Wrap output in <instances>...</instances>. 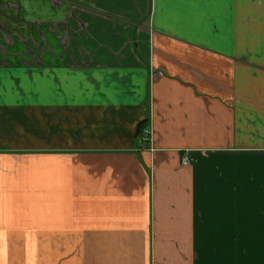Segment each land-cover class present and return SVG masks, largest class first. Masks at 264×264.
<instances>
[{"label": "crops", "instance_id": "crops-1", "mask_svg": "<svg viewBox=\"0 0 264 264\" xmlns=\"http://www.w3.org/2000/svg\"><path fill=\"white\" fill-rule=\"evenodd\" d=\"M0 264H264V0H0Z\"/></svg>", "mask_w": 264, "mask_h": 264}, {"label": "built area", "instance_id": "built-area-1", "mask_svg": "<svg viewBox=\"0 0 264 264\" xmlns=\"http://www.w3.org/2000/svg\"><path fill=\"white\" fill-rule=\"evenodd\" d=\"M143 132L144 133H143L142 139L144 142H148L150 139L151 132L149 129H145Z\"/></svg>", "mask_w": 264, "mask_h": 264}]
</instances>
